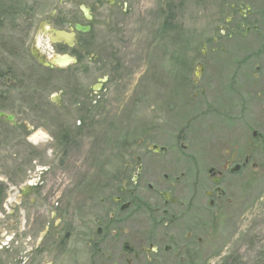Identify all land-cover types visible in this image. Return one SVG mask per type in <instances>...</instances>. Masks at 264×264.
Returning a JSON list of instances; mask_svg holds the SVG:
<instances>
[{
	"label": "flooded vegetation",
	"instance_id": "1",
	"mask_svg": "<svg viewBox=\"0 0 264 264\" xmlns=\"http://www.w3.org/2000/svg\"><path fill=\"white\" fill-rule=\"evenodd\" d=\"M101 1L125 6L129 0ZM219 2L220 31L202 38L203 59L218 58L224 51L222 36H229L234 81L257 84L264 90V0ZM79 10L87 22L81 25H89L92 16L87 20L80 6ZM71 15V11H52L40 32L46 51L36 48L37 37L33 36L30 55L45 76L57 71L65 74L73 95L46 97L37 90L13 102L0 96L4 106L0 111L12 116L11 120L0 118V264H79L84 254L85 264L190 262L192 245L203 242V226L233 203L228 196L229 182H237L235 176L246 167L257 168L256 144L249 142L243 153L231 152L204 171L182 141L144 142L139 130L125 144L111 145L108 120L113 102L98 95L106 91L103 85L109 76H97L89 95L81 92L79 63L86 50L79 49L73 28L77 22ZM225 15L227 22L222 26ZM50 29L73 32V36L55 41ZM190 48L183 46L181 57L186 59L179 58L182 69L186 64L189 69ZM64 54L74 61L61 67L51 63L54 56ZM178 63L174 61V66ZM196 64L198 71L201 66L198 73H204L205 61ZM15 84L6 81L1 87L15 89ZM173 100L174 109L187 111L188 121L200 119L190 116L196 110L197 97ZM214 101L219 103V99ZM209 106L202 115H223ZM14 107L29 110L31 115L17 113ZM26 117L32 122L40 119L52 129L34 128ZM69 118L75 119L74 128L65 124ZM184 137L185 131L178 139ZM251 137L263 148L264 135L252 130ZM235 165L239 169L232 171ZM132 230L135 235L129 232ZM113 244L116 250L109 254Z\"/></svg>",
	"mask_w": 264,
	"mask_h": 264
},
{
	"label": "rangeland",
	"instance_id": "2",
	"mask_svg": "<svg viewBox=\"0 0 264 264\" xmlns=\"http://www.w3.org/2000/svg\"><path fill=\"white\" fill-rule=\"evenodd\" d=\"M6 5L5 0H0V7ZM80 5L89 8L92 19L88 22L89 32H76L80 51L86 50L79 63L82 69L79 88L89 95L97 76H109L103 85L106 91L98 95L113 102L108 120L111 145L125 144L139 130L144 133V142L182 141L190 147L193 159L199 161V168L204 171L209 165L219 164L231 152L243 153L249 142L256 144L257 168L248 166L235 176L237 182H229L228 196L233 198V203L216 220L203 226V242L192 245L190 262L182 264H264V151L251 137L252 130L264 135V90L257 84L234 81L233 44L229 36H222L224 51L217 54L218 58L202 57V38L220 31L219 0H129L125 6L121 3L110 6L101 0H29L14 18L20 24L32 19L33 26L27 35L14 33V38L23 40L21 46L25 52L16 51L15 55L6 57L8 61L0 59V72L5 73L8 65L13 66L14 72L0 76V96L11 102L25 96L22 89L1 86L6 81L29 82L26 77L32 70L48 82L47 86L43 82L40 96L73 95V86L65 74L57 71L45 76L36 67L30 44L36 36V48L46 51L40 32L54 10L58 14L71 11L75 22L87 24ZM226 17L221 19L222 26L226 25ZM56 20L51 22L55 24ZM7 24L0 29V47L8 34ZM183 46L191 47L193 58L189 69L187 64L184 69L179 67ZM90 54L96 56L95 62ZM177 60L178 66H174ZM203 60L205 71L199 74L196 63ZM198 76V83L192 85ZM60 90L62 94H58ZM191 96L198 100L190 116L200 119L188 121L187 111L174 109L170 102ZM207 105L221 110L223 115H202ZM14 109L31 115L29 110ZM26 122H31L34 128L52 129L40 119L32 122L27 118ZM74 123L75 119L69 118L65 124L74 128ZM184 131L185 137L178 139ZM84 153L88 155L92 151ZM111 154L115 156L114 149ZM129 232L135 235L134 230ZM114 250L113 244L109 254ZM86 261V255H81L79 264Z\"/></svg>",
	"mask_w": 264,
	"mask_h": 264
},
{
	"label": "trees",
	"instance_id": "3",
	"mask_svg": "<svg viewBox=\"0 0 264 264\" xmlns=\"http://www.w3.org/2000/svg\"><path fill=\"white\" fill-rule=\"evenodd\" d=\"M5 1L7 4L6 8L0 7V29L5 27L6 22H8L9 24H7L6 26V29L8 30L7 32L8 34L4 35V37L6 36V40L3 41V45L2 47H0L1 61H8L9 58L6 59V57L15 55L16 51L18 52L20 50L22 52H25V49H23V46H21V44H23V40L21 38L17 39L16 36L14 38L15 35L14 33L18 31L21 32L22 34L27 35L29 34L33 26L32 19L22 21L23 24H20V23H15V18H14L16 13L19 12V10H21V8H23V6H25L29 0H5ZM1 64H3V62H1ZM12 67H13L12 65L11 66L8 65L5 73L0 72V76L6 75L11 71L12 73H14ZM35 72L36 70H32L30 76L26 77V79H29V82L27 83L16 82L15 87L12 88L20 89V90L22 89L21 92L26 94L25 96L34 95V91L40 90L43 87V82H44L43 76H38V74H35ZM2 107L4 106L0 104V108Z\"/></svg>",
	"mask_w": 264,
	"mask_h": 264
},
{
	"label": "water",
	"instance_id": "4",
	"mask_svg": "<svg viewBox=\"0 0 264 264\" xmlns=\"http://www.w3.org/2000/svg\"><path fill=\"white\" fill-rule=\"evenodd\" d=\"M108 1H112V0H108ZM80 8H81L82 12L84 13L85 17L87 18V20H89L90 16L88 13V9L84 5H80ZM73 28H74L75 32H79V33H86V32H89V30H90L89 25H81L79 23H75L73 25ZM49 32L52 36V39L55 41H60V40L67 41V40H70L73 36V32L68 33V32H65L62 30L50 29ZM33 55L36 56L40 62L44 63L41 56L36 55V54H33ZM50 61L52 64L61 67V66H64V65H67V64L73 62L74 59L71 58L70 56L64 54V55H56ZM200 67L201 66L199 65V71H201ZM197 74L198 73L196 72V76H197ZM1 117H5L6 120L12 119L11 115H8L2 111H0V118ZM152 147L156 148L155 145H153ZM263 151H264V143H263ZM238 169H239V166L235 165L232 168V171H237Z\"/></svg>",
	"mask_w": 264,
	"mask_h": 264
}]
</instances>
